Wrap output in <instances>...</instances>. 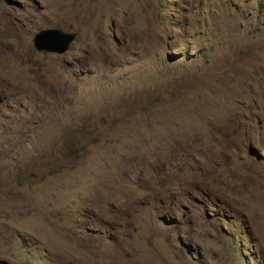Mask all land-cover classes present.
Returning <instances> with one entry per match:
<instances>
[{
  "label": "rangeland",
  "instance_id": "obj_1",
  "mask_svg": "<svg viewBox=\"0 0 264 264\" xmlns=\"http://www.w3.org/2000/svg\"><path fill=\"white\" fill-rule=\"evenodd\" d=\"M0 258L264 264V0H0Z\"/></svg>",
  "mask_w": 264,
  "mask_h": 264
},
{
  "label": "water",
  "instance_id": "obj_2",
  "mask_svg": "<svg viewBox=\"0 0 264 264\" xmlns=\"http://www.w3.org/2000/svg\"><path fill=\"white\" fill-rule=\"evenodd\" d=\"M76 37V32H67L57 27L44 28L34 35L33 45L41 52L64 54L70 49ZM0 264L11 263L7 259L0 258Z\"/></svg>",
  "mask_w": 264,
  "mask_h": 264
},
{
  "label": "clouds",
  "instance_id": "obj_3",
  "mask_svg": "<svg viewBox=\"0 0 264 264\" xmlns=\"http://www.w3.org/2000/svg\"><path fill=\"white\" fill-rule=\"evenodd\" d=\"M56 54V53H55Z\"/></svg>",
  "mask_w": 264,
  "mask_h": 264
}]
</instances>
